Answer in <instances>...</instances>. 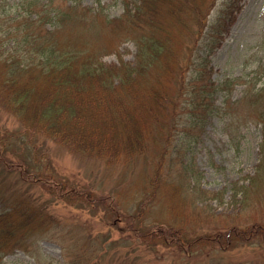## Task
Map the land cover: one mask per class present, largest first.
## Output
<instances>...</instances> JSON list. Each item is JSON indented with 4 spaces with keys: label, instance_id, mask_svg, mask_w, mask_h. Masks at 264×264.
Segmentation results:
<instances>
[{
    "label": "rangeland",
    "instance_id": "obj_1",
    "mask_svg": "<svg viewBox=\"0 0 264 264\" xmlns=\"http://www.w3.org/2000/svg\"><path fill=\"white\" fill-rule=\"evenodd\" d=\"M103 2L109 16L122 14L121 0ZM240 4L209 57L210 81L233 83L212 95L225 107L192 128L187 140L181 135L183 146L164 158L161 152L153 158L151 149L148 158L120 156L115 162L78 153L31 135L0 99V209L3 198L13 211L10 227L35 212L42 220L32 222L30 248L13 251L3 263L264 264V94L245 97L264 87V0ZM136 52L126 41L104 60L134 62ZM27 151L34 161L29 173L18 168L30 161ZM178 230L196 242L173 243L168 236Z\"/></svg>",
    "mask_w": 264,
    "mask_h": 264
},
{
    "label": "trees",
    "instance_id": "obj_2",
    "mask_svg": "<svg viewBox=\"0 0 264 264\" xmlns=\"http://www.w3.org/2000/svg\"><path fill=\"white\" fill-rule=\"evenodd\" d=\"M94 1L92 6L77 0L0 1V99L31 135L78 153L115 162L120 156L146 158L151 149L153 158L159 152L164 158L178 143L183 146L181 135L187 140L192 128L225 107L215 105L212 95L224 94L233 83L210 81L209 57L235 22L241 0H121L123 12L116 17L103 0ZM126 41L137 48L134 62L104 60ZM261 90L251 96L247 89L245 97L252 100ZM226 95L227 104L230 91ZM260 122L264 135V114ZM30 152V161L18 166L26 173L34 165ZM1 201L0 264H5L6 255L30 248L27 241L36 235L32 222L42 220L35 212L10 227L13 211ZM168 238L177 245L197 240L179 230Z\"/></svg>",
    "mask_w": 264,
    "mask_h": 264
}]
</instances>
